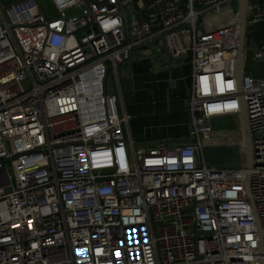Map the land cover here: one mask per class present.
I'll use <instances>...</instances> for the list:
<instances>
[{"label": "built area", "instance_id": "2783aa9c", "mask_svg": "<svg viewBox=\"0 0 264 264\" xmlns=\"http://www.w3.org/2000/svg\"><path fill=\"white\" fill-rule=\"evenodd\" d=\"M44 1L0 0V264H264V79L244 67L237 79L238 0L152 3L162 59H191L176 146L130 130L118 70L137 43L123 3ZM250 50L264 66V43ZM226 119L234 129L214 127ZM224 146L242 167L209 163L205 150Z\"/></svg>", "mask_w": 264, "mask_h": 264}, {"label": "crops", "instance_id": "0c3cea01", "mask_svg": "<svg viewBox=\"0 0 264 264\" xmlns=\"http://www.w3.org/2000/svg\"><path fill=\"white\" fill-rule=\"evenodd\" d=\"M120 1L130 13L131 40L137 43L132 52L131 64L128 63L129 59L120 66L124 71L123 78L118 70L125 111L131 117L132 135L139 144L165 141L170 146L180 145L189 135L187 99L192 76L191 59L172 61L160 56L163 38L158 32L165 24L162 3L152 6L157 0ZM233 4L239 12V2ZM257 10L264 11V0H247L248 15ZM149 12L158 16L156 23L148 21ZM261 43H264V21L248 22L245 33L247 53L244 56L249 61L248 47ZM164 61L171 66V70L165 68ZM244 72L252 75L245 69ZM257 79L262 78L257 76Z\"/></svg>", "mask_w": 264, "mask_h": 264}, {"label": "rangeland", "instance_id": "374dc122", "mask_svg": "<svg viewBox=\"0 0 264 264\" xmlns=\"http://www.w3.org/2000/svg\"><path fill=\"white\" fill-rule=\"evenodd\" d=\"M5 2L7 0H4ZM41 5L46 10L51 9V5L44 0H40ZM234 5V4H233ZM130 31H132V28L129 27ZM250 58H251V50L249 51ZM243 67L246 71H249L252 73V76L257 79V76L259 78L264 79V67L262 65L257 66L255 62L250 61L247 58H244L243 60ZM257 71V73H255ZM123 68H119L120 77L123 78ZM249 74V73H248ZM109 82L111 83L110 92L114 93L115 85L117 82L116 74L111 71L109 74ZM24 86H27V83H24ZM214 127L216 129H234L235 128V121L226 119V120H216L214 122ZM131 130V129H130ZM238 153V154H237ZM205 155L209 163H215L218 167H224V168H239L242 167V164L240 162V152L236 150L235 147H213L208 148L205 150ZM214 159V160H213ZM214 161V162H213Z\"/></svg>", "mask_w": 264, "mask_h": 264}, {"label": "water", "instance_id": "95a60500", "mask_svg": "<svg viewBox=\"0 0 264 264\" xmlns=\"http://www.w3.org/2000/svg\"><path fill=\"white\" fill-rule=\"evenodd\" d=\"M239 2V22H240V41H239V48H238V56H237V79L239 81V85L242 86L241 77L243 74V58H244V51H245V33L246 27L248 23L247 17V0H238ZM130 13L123 8L121 16L124 20V24L126 29H129V16ZM132 55L129 60V64H131ZM242 125L244 129V139H245V146H246V165L248 168L253 166V146H252V137L250 133V129L248 126V119H247V112L246 107H243L242 111Z\"/></svg>", "mask_w": 264, "mask_h": 264}, {"label": "bare ground", "instance_id": "6f19581e", "mask_svg": "<svg viewBox=\"0 0 264 264\" xmlns=\"http://www.w3.org/2000/svg\"><path fill=\"white\" fill-rule=\"evenodd\" d=\"M242 134L244 135V129H242ZM244 150L242 151V153H243V156H245L246 155V146H245V140H244Z\"/></svg>", "mask_w": 264, "mask_h": 264}]
</instances>
